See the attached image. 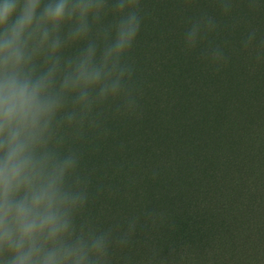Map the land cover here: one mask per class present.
<instances>
[{
  "label": "trees",
  "instance_id": "1",
  "mask_svg": "<svg viewBox=\"0 0 264 264\" xmlns=\"http://www.w3.org/2000/svg\"><path fill=\"white\" fill-rule=\"evenodd\" d=\"M157 1L144 8L154 22L135 40L144 47L136 113L109 115L106 135L65 146L81 150L80 171L90 174L77 223L123 231L140 218L129 244L110 249L111 264H264V60L255 59L264 0H242L227 15L221 0H185L217 30L191 48L197 57L182 46L183 63L169 69L152 55L164 39L184 42L188 26L179 3ZM209 43L227 57L219 68L202 54ZM153 211L164 214L155 223L144 215Z\"/></svg>",
  "mask_w": 264,
  "mask_h": 264
},
{
  "label": "clouds",
  "instance_id": "2",
  "mask_svg": "<svg viewBox=\"0 0 264 264\" xmlns=\"http://www.w3.org/2000/svg\"><path fill=\"white\" fill-rule=\"evenodd\" d=\"M220 7L227 15L234 5ZM139 8V0H0V264H111L113 245L129 244L138 216L123 231L77 223L90 174L80 171L81 150L65 146L106 135L109 115L139 108L128 56ZM189 24L188 49L217 28L206 12ZM202 54L218 68L227 62L211 43ZM255 59L264 60V41ZM144 215L155 223L164 214Z\"/></svg>",
  "mask_w": 264,
  "mask_h": 264
},
{
  "label": "rangeland",
  "instance_id": "3",
  "mask_svg": "<svg viewBox=\"0 0 264 264\" xmlns=\"http://www.w3.org/2000/svg\"><path fill=\"white\" fill-rule=\"evenodd\" d=\"M155 0H139V12L142 18V22L141 24H150V22L153 24L154 20L152 15L149 17L147 14H145L144 12V8L147 5L153 4ZM234 8L237 10V6L241 4L242 0H234ZM110 2H114V0H110ZM161 2L163 3V5H165V7H170V5H173L174 2L179 3L181 11L180 13H183L184 17L180 24L183 27V29H185V25L188 26V28L190 27L189 21L192 20L193 18L196 17V15L193 17L191 16L194 13V9H192V2H186L185 0H161ZM198 2H200V0H198ZM157 3L160 4V0L157 1ZM155 4V3H154ZM179 8V9H180ZM171 13V12H169ZM197 13V12H195ZM198 16V15H197ZM189 18V19H188ZM113 16L109 15L106 17V21L105 22H110L112 21ZM150 21V22H148ZM178 24V23H177ZM148 26V25H147ZM217 30V29H216ZM216 30L214 33H216ZM149 34H147V40L150 39V37H148ZM146 39V36H143ZM177 36H173L170 37L169 39H164L160 42L159 46L157 47V49L155 50V54L152 55V59L154 58H159V60L165 64L164 66L167 67V69H169L170 65H179L180 63H183V59H184V55L181 53V47L185 46L184 42L178 43L176 40ZM181 40V38H180ZM137 44L134 42L133 48L129 51L128 56L130 57L131 62L134 63V68H135V72L136 73H141L140 69H137L139 67V64L142 61V56L144 55L143 50L144 47H136ZM141 48V49H140ZM190 54L192 57H197V55L199 54L196 50L191 49L190 50ZM148 66H153L152 64L147 63ZM180 68V67H178ZM183 72L185 73V71L183 70ZM148 73L155 75V77H157V73L155 71H151L148 70ZM145 74V73H144ZM138 77V82L141 81V77H143V74H140L138 76H136V78ZM161 80V79H160ZM157 87V86H156ZM159 88H162V84L161 82H159L158 84ZM159 96V95H157ZM157 133V128L154 129V133L153 135H156ZM151 138H153V136L151 135Z\"/></svg>",
  "mask_w": 264,
  "mask_h": 264
}]
</instances>
